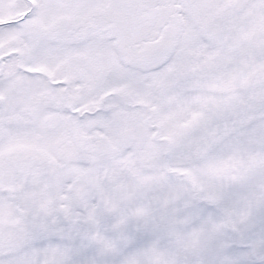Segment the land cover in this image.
Here are the masks:
<instances>
[{"label": "snow or ice", "instance_id": "snow-or-ice-1", "mask_svg": "<svg viewBox=\"0 0 264 264\" xmlns=\"http://www.w3.org/2000/svg\"><path fill=\"white\" fill-rule=\"evenodd\" d=\"M0 264H264V0H0Z\"/></svg>", "mask_w": 264, "mask_h": 264}]
</instances>
